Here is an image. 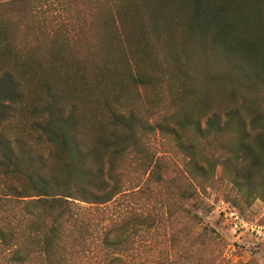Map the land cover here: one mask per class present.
Returning a JSON list of instances; mask_svg holds the SVG:
<instances>
[{
  "label": "trees",
  "instance_id": "trees-1",
  "mask_svg": "<svg viewBox=\"0 0 264 264\" xmlns=\"http://www.w3.org/2000/svg\"><path fill=\"white\" fill-rule=\"evenodd\" d=\"M181 1L192 13L181 52L173 25L152 19L159 55L140 41L97 54L94 34L91 49L19 53L0 26V264H135L139 229L177 222L216 177L264 200V0ZM116 19L90 26L115 40L120 8ZM46 72L56 83L35 96ZM124 199V216L106 215ZM153 199L158 217L135 207Z\"/></svg>",
  "mask_w": 264,
  "mask_h": 264
},
{
  "label": "rangeland",
  "instance_id": "rangeland-1",
  "mask_svg": "<svg viewBox=\"0 0 264 264\" xmlns=\"http://www.w3.org/2000/svg\"><path fill=\"white\" fill-rule=\"evenodd\" d=\"M2 1L0 26L13 42L11 49L19 53L36 49L44 55L51 49L79 51L90 47L93 38L98 44L95 43L91 51L97 54H106L114 48L133 53L131 51L145 48L141 44L148 42L147 50L157 55L162 47L155 44L152 23L173 25L174 48L181 52L183 36H189L182 23L192 14L181 0H33L27 4H23V0ZM150 2L153 8L144 13ZM117 8L126 24L115 40H112L115 33L110 27L90 26L92 21L115 20ZM144 19H152L151 24L146 25ZM123 31L132 35L126 39ZM23 39L28 41L25 43ZM129 56L133 61L132 55ZM54 80L53 73L46 72L29 86L37 96L41 82L54 85ZM63 88L69 94L66 84ZM150 142L153 150L167 151L166 143L159 136L151 137ZM173 159L183 165L180 156ZM140 203L135 207L142 213L150 212L155 217L164 213V206L157 199ZM184 207L185 212L175 223L163 214L161 224L157 223L150 230L139 229L133 243L135 264H264V240L251 231L237 228V221L231 216L236 213L249 226H264L263 199L250 202L216 177L212 186L196 188L195 198L185 202ZM128 209L126 199L120 200L109 205L106 215L124 216ZM168 212H173V208L170 207Z\"/></svg>",
  "mask_w": 264,
  "mask_h": 264
},
{
  "label": "built area",
  "instance_id": "built-area-1",
  "mask_svg": "<svg viewBox=\"0 0 264 264\" xmlns=\"http://www.w3.org/2000/svg\"><path fill=\"white\" fill-rule=\"evenodd\" d=\"M231 216L234 217L235 221H237L235 224L237 228L241 227L242 229L251 231L258 238H261L262 240H264V226H249V224H247L244 220H241L240 217L236 213H231Z\"/></svg>",
  "mask_w": 264,
  "mask_h": 264
}]
</instances>
